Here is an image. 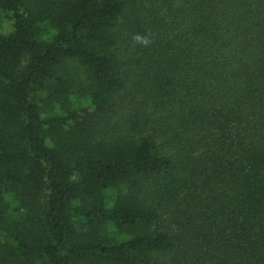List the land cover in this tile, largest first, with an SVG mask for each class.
<instances>
[{
  "label": "trees",
  "instance_id": "16d2710c",
  "mask_svg": "<svg viewBox=\"0 0 264 264\" xmlns=\"http://www.w3.org/2000/svg\"><path fill=\"white\" fill-rule=\"evenodd\" d=\"M0 17V264H264V0Z\"/></svg>",
  "mask_w": 264,
  "mask_h": 264
},
{
  "label": "rangeland",
  "instance_id": "374dc122",
  "mask_svg": "<svg viewBox=\"0 0 264 264\" xmlns=\"http://www.w3.org/2000/svg\"><path fill=\"white\" fill-rule=\"evenodd\" d=\"M0 32L4 34H9L12 32V25L8 20H4L0 17Z\"/></svg>",
  "mask_w": 264,
  "mask_h": 264
},
{
  "label": "clouds",
  "instance_id": "9594fccd",
  "mask_svg": "<svg viewBox=\"0 0 264 264\" xmlns=\"http://www.w3.org/2000/svg\"><path fill=\"white\" fill-rule=\"evenodd\" d=\"M134 39H135L137 42H140V43L145 44V45H147L148 43H150V41H149L148 39L143 38V37H141V36H139V35L135 36Z\"/></svg>",
  "mask_w": 264,
  "mask_h": 264
}]
</instances>
